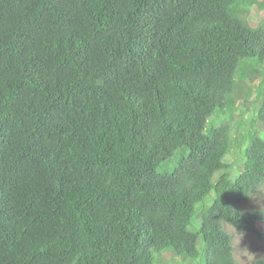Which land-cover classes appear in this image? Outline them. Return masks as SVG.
<instances>
[{
	"label": "trees",
	"instance_id": "trees-1",
	"mask_svg": "<svg viewBox=\"0 0 264 264\" xmlns=\"http://www.w3.org/2000/svg\"><path fill=\"white\" fill-rule=\"evenodd\" d=\"M263 11L0 0V264H264Z\"/></svg>",
	"mask_w": 264,
	"mask_h": 264
},
{
	"label": "rangeland",
	"instance_id": "rangeland-1",
	"mask_svg": "<svg viewBox=\"0 0 264 264\" xmlns=\"http://www.w3.org/2000/svg\"><path fill=\"white\" fill-rule=\"evenodd\" d=\"M263 15H264V11L254 12L252 23H254L256 19L262 17ZM242 107L244 106H241L240 109H242ZM257 109H258V105H257ZM252 118H253V115H251L249 119H252ZM251 122H253L254 125L257 126V128H255L256 133L262 139H264V130L261 129V126H260L261 124L258 121L257 117H255ZM244 127H247V126L244 125ZM239 173H240L239 169L231 171L230 173L231 179L234 180L239 175ZM213 197H214V193L209 194L203 202L198 204L197 208L202 204L208 207ZM252 205L255 207L256 206L262 207V210L264 211V186L253 196L252 202L248 204V206H252ZM243 208H245V205L241 206V209ZM198 223H199L198 218L194 216L191 221V226L196 227ZM228 231L232 233L233 244H234L233 258L238 264H252L255 260H257L262 255L263 247L258 242V239L256 238L255 235L241 233L230 226H228ZM201 264H203V262H201Z\"/></svg>",
	"mask_w": 264,
	"mask_h": 264
}]
</instances>
